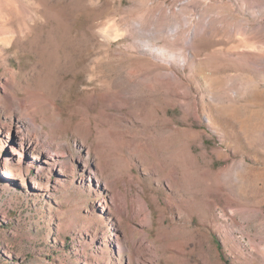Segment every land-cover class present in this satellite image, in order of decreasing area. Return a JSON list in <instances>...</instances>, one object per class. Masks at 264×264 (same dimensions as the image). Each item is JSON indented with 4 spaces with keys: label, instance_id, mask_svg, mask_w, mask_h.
<instances>
[{
    "label": "rangeland",
    "instance_id": "374dc122",
    "mask_svg": "<svg viewBox=\"0 0 264 264\" xmlns=\"http://www.w3.org/2000/svg\"><path fill=\"white\" fill-rule=\"evenodd\" d=\"M0 39V98L42 127L0 105V264H128L104 180L131 177L143 264H264V0H0ZM82 137L86 166L42 159Z\"/></svg>",
    "mask_w": 264,
    "mask_h": 264
},
{
    "label": "bare ground",
    "instance_id": "6f19581e",
    "mask_svg": "<svg viewBox=\"0 0 264 264\" xmlns=\"http://www.w3.org/2000/svg\"><path fill=\"white\" fill-rule=\"evenodd\" d=\"M0 56H1V54H0ZM8 85L9 84L7 82H5L3 85L4 97L0 98V105L3 107L4 112H7L9 114L11 121L13 122V124L16 127V130L18 131V128H21L22 125H25V126L30 125L29 128L33 127L35 129L41 131L42 127H40L39 125L36 124V122L33 118V115L31 113H28V108H26L24 106H20L19 103L12 102L11 103L12 105L16 106L18 110L19 109L21 110L20 111L21 114H18V112L10 110L11 106L5 105L11 101V97L7 93ZM33 105L37 106V103L34 102V104H32L31 106H33ZM46 120L48 123L53 124L55 127H58L60 124V116H59L58 112L54 113L52 116H50ZM43 122H45V120ZM115 125H116L115 127H117L116 129L121 127V124L119 122H117ZM24 140L27 142V144H29L31 142V140L28 137H24ZM78 147H79V150L82 148L85 149L87 159H85L81 156L82 151L80 153H77V154L71 153V152L61 153L60 157L66 158V159L64 160V162H62L59 165L56 163L57 161L54 160V158H53L54 156H52V153L49 151L44 153L42 159H45V160L47 159V160L53 161L52 162L53 163V166H52L53 169L55 167L71 168L72 167V161L74 159H76V161H78V162L81 161L84 164V166H86L88 164V158L91 154L90 153L91 147L88 143V138L87 137L80 138L77 142V148ZM143 159H144V157H142V156H135V157L133 156V160H138L139 162H142ZM144 161H145V159H144ZM43 163L47 164V162H43ZM160 168H161V170H163L165 168V166L161 165V167H158L157 165H154L151 167L150 171L158 174ZM89 173L92 174L94 177L95 176L98 177V174L91 171V169H90ZM164 179H165L164 181L171 188H173L175 186L174 184L179 181L178 169L176 167H171L169 170H167V175L165 176ZM118 180H119L118 178H116L112 181L104 180V186L111 187V188L114 187L113 192H115V195H112V197H111L112 202H113V207L115 208L116 212L120 215V217H129L131 215L132 219H134V217L139 218L138 220H140L139 224L141 227V229H137V228L132 227L131 236L127 237V239L123 238V240L121 242H117L118 251L119 252L122 251V252L126 253L128 264H143V263H147L149 261L153 262V261H155L153 259H156V257H157V253H156L155 248L154 249L151 248L149 250V252H150L149 258L150 259H148V257H147L148 260H139L142 258V256L144 254H143L141 247L139 246L140 244H136L134 242L135 237H139L140 241H148L149 233L146 232L144 228L152 225V211L149 208V205L146 202V200L141 195L143 193V189L141 187H138V190L140 193L137 192L136 195L128 198L127 193L129 190L127 189V186L129 184L138 185V182L134 181V179L132 177L130 178L129 181H125L121 178V180H120L121 186L125 189V192L121 193L119 191V186L117 184Z\"/></svg>",
    "mask_w": 264,
    "mask_h": 264
}]
</instances>
